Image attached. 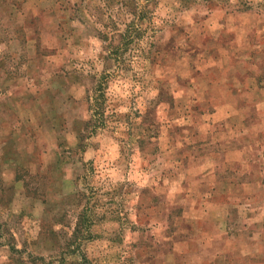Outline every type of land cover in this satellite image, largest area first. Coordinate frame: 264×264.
Wrapping results in <instances>:
<instances>
[{
  "label": "rangeland",
  "instance_id": "374dc122",
  "mask_svg": "<svg viewBox=\"0 0 264 264\" xmlns=\"http://www.w3.org/2000/svg\"><path fill=\"white\" fill-rule=\"evenodd\" d=\"M0 264H264V0H0Z\"/></svg>",
  "mask_w": 264,
  "mask_h": 264
}]
</instances>
